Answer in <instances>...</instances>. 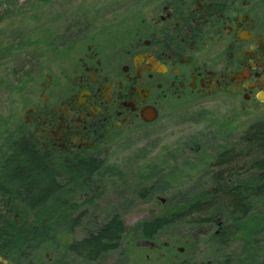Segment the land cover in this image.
Wrapping results in <instances>:
<instances>
[{"label": "flooded vegetation", "instance_id": "flooded-vegetation-1", "mask_svg": "<svg viewBox=\"0 0 264 264\" xmlns=\"http://www.w3.org/2000/svg\"><path fill=\"white\" fill-rule=\"evenodd\" d=\"M0 27V64L29 56L38 68L12 78L22 83L25 112L14 130L50 159L106 162L119 138L179 113L202 114L212 104L228 106L235 120L251 118L250 126L264 124V0H0ZM234 133L225 146L215 147L210 160L203 145L193 142L191 148L201 154L197 183L208 173L212 177L245 165L244 133ZM229 150L238 151L237 159L222 165L221 156ZM8 154L0 151V264H264L263 172L226 173L210 189L224 185L231 192L241 185L242 194L190 201H243L232 212L157 215L133 231L124 218L126 230L113 249L106 237L101 247L88 240L103 233L106 217L92 225L75 224L103 190L84 191L72 187L77 178L58 179L70 193L81 191L71 203L73 223L51 228L54 236L47 242V229L39 228V243L19 247L11 237L21 220L32 218L25 207L32 200L23 195L26 184L16 175L18 167L4 166ZM179 171L164 169L161 182L168 185L165 176ZM157 187L143 190L153 195ZM184 201L161 198L171 207ZM79 228L84 232L78 236ZM64 230L69 237L61 241Z\"/></svg>", "mask_w": 264, "mask_h": 264}, {"label": "rangeland", "instance_id": "rangeland-1", "mask_svg": "<svg viewBox=\"0 0 264 264\" xmlns=\"http://www.w3.org/2000/svg\"><path fill=\"white\" fill-rule=\"evenodd\" d=\"M0 33H3L1 27ZM45 61L46 59L40 64L44 65ZM35 65L36 62H33L32 57L29 56L9 61L7 65L0 64V116L4 117L0 119V151L2 152H6L7 149L3 134L8 129L14 131L19 126L17 124L19 119L25 116L24 105L21 102L24 95L23 91L19 90L22 83L12 78L23 75L21 70L25 68L38 69ZM8 70L17 73L11 74ZM4 81L5 83L7 81L9 86L5 83L1 84ZM192 111L179 113L173 120L160 121L162 123L142 128L115 142L113 148L105 155L107 176L99 177V180L103 181L102 185L105 186L104 190L100 193V198L95 201V205L89 207L91 211L83 222L94 224L95 218L104 219L116 213L126 219L128 229L133 231L135 226L139 227L144 220L166 214L169 209L177 210L179 207L188 206L192 199L200 197L203 190L207 191L216 184L217 181L210 173L202 176L197 183L194 177L197 171L195 168L200 164V160L197 161L196 157L201 154H195L191 145L197 140L205 148V155H208L206 159H214L215 147L225 146L224 142L236 137L234 132H237L236 135L245 133L250 128L252 119L243 115L235 120L228 106L221 104L210 105L202 114ZM148 165H151V169ZM175 166L181 169L182 173L179 171L172 178L165 176L168 185H164L161 182L164 177L163 168L170 170ZM252 172L262 173L264 169H252ZM238 176L249 175L247 172H242ZM200 177L201 173H198L197 178ZM172 183L173 186H170ZM150 184L159 187L153 189V195H144L143 188H147ZM182 190L187 194L182 197L185 200L183 205L171 207L162 204L161 198L176 200L174 198L180 194L178 191ZM183 193L180 195L182 196ZM258 200L259 198H254L253 202L259 207ZM81 228L78 236L84 232Z\"/></svg>", "mask_w": 264, "mask_h": 264}, {"label": "trees", "instance_id": "trees-1", "mask_svg": "<svg viewBox=\"0 0 264 264\" xmlns=\"http://www.w3.org/2000/svg\"><path fill=\"white\" fill-rule=\"evenodd\" d=\"M0 119L2 116H0ZM18 127V126H17ZM4 141L6 142V152H11V154L5 155V167L17 166L16 175L25 182L23 187L25 197L32 200L25 205L30 213H32V218H24L18 224L16 230L13 231L12 240H17L15 245L19 247H24L26 244L39 243V238L37 236V230L39 228L47 229L44 233V242H47L49 238L54 235L51 234V228L57 226L68 227L72 222L71 218V203L77 200L78 194L81 191L78 190L77 193H70L67 183L58 182V179H64L65 177H72L76 179V184H72V187L80 185L86 190H96L99 187L98 193L104 190L105 187L102 185L101 180L91 179V176H96L98 174L106 176L107 164L100 159H76L69 160L67 157H61L55 155L52 159L47 155H43L36 151V146L28 141L27 137L17 134V129L12 131L8 129L4 134ZM244 149L240 150V153L244 157L245 165L241 169H236L238 172L245 171L248 173L249 177L252 175H258L261 173L252 172V169H264V124H254L251 125L247 132L244 133ZM238 151H231L225 153L221 158H223L220 163L230 165L233 162V158L237 159ZM2 158V157H1ZM0 158V159H1ZM232 168V167H231ZM165 169V168H164ZM235 169H223L219 173L212 175V178L216 181L222 179L223 176L228 173L232 177L235 176ZM264 173V172H263ZM262 173V174H263ZM237 177V176H235ZM227 187V186H226ZM226 187L224 185L215 188H209L207 191L203 190L200 197H209L212 195H226L231 193L242 194V186L239 185L233 188L231 192H226ZM184 190L178 191V193H183ZM176 195L174 199H179L187 194ZM144 195H146L144 193ZM243 207V201L241 200H224L219 203H204L198 201L197 203H188V206L184 208L169 209L168 213L161 214L159 216H177L181 214H199L206 213L210 217L214 213L221 212H232L237 208ZM27 212V214L29 213ZM119 214H114L106 218L107 225L103 233L100 235H95V233L88 239L92 241L94 247H101L103 242L102 238H107L109 248L117 246L120 243V238L123 232L126 230L122 223ZM75 224L82 223L83 217L75 218ZM95 221H100L95 218ZM150 226L146 223L145 228ZM147 233V232H146ZM61 241H65V237H68L69 233L67 230L61 231ZM40 236V235H39ZM28 238V239H27Z\"/></svg>", "mask_w": 264, "mask_h": 264}]
</instances>
